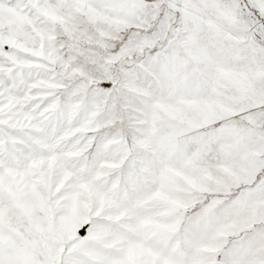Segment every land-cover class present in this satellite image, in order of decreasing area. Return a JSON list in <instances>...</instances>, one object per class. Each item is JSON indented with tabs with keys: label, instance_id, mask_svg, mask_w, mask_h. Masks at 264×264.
<instances>
[{
	"label": "snow or ice",
	"instance_id": "6c2138e0",
	"mask_svg": "<svg viewBox=\"0 0 264 264\" xmlns=\"http://www.w3.org/2000/svg\"><path fill=\"white\" fill-rule=\"evenodd\" d=\"M0 264H264V0H0Z\"/></svg>",
	"mask_w": 264,
	"mask_h": 264
}]
</instances>
